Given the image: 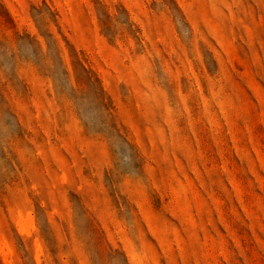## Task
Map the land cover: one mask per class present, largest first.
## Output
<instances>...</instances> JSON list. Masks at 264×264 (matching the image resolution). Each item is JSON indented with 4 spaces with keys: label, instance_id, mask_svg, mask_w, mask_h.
<instances>
[{
    "label": "rangeland",
    "instance_id": "obj_1",
    "mask_svg": "<svg viewBox=\"0 0 264 264\" xmlns=\"http://www.w3.org/2000/svg\"><path fill=\"white\" fill-rule=\"evenodd\" d=\"M0 264H264V0H0Z\"/></svg>",
    "mask_w": 264,
    "mask_h": 264
},
{
    "label": "bare ground",
    "instance_id": "obj_2",
    "mask_svg": "<svg viewBox=\"0 0 264 264\" xmlns=\"http://www.w3.org/2000/svg\"><path fill=\"white\" fill-rule=\"evenodd\" d=\"M27 220H29V219H27Z\"/></svg>",
    "mask_w": 264,
    "mask_h": 264
}]
</instances>
